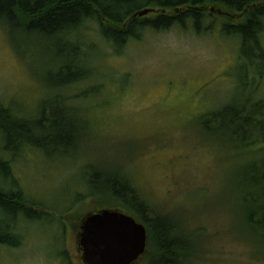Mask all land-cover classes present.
I'll list each match as a JSON object with an SVG mask.
<instances>
[{
	"label": "rangeland",
	"instance_id": "1",
	"mask_svg": "<svg viewBox=\"0 0 264 264\" xmlns=\"http://www.w3.org/2000/svg\"><path fill=\"white\" fill-rule=\"evenodd\" d=\"M211 8L218 10L206 22L211 31L199 35L191 24L147 30L121 53L98 35L97 26L83 35L95 76L65 92L81 108L76 112L84 139L77 155L28 147L5 156L13 185L39 205L33 216L40 219L21 220L16 233L22 245L0 247V264H81V221L108 207L98 192L103 186L92 185L102 170L122 174L156 213L176 222L177 235L191 238L194 254L185 264H264V238L248 222L261 194L256 182L263 171L253 167H262L264 139L256 134L247 147L231 137L230 126H202L206 115L224 107L251 111L257 101L264 103V73H258L264 66L250 65L239 38L221 33L220 23L237 24L244 15ZM260 44L264 49V33ZM37 47L0 23V104L26 119L48 105L55 130L56 122H67L69 103L56 102L50 54ZM100 88V95L79 97ZM146 252L139 264L146 263L148 247Z\"/></svg>",
	"mask_w": 264,
	"mask_h": 264
},
{
	"label": "trees",
	"instance_id": "2",
	"mask_svg": "<svg viewBox=\"0 0 264 264\" xmlns=\"http://www.w3.org/2000/svg\"><path fill=\"white\" fill-rule=\"evenodd\" d=\"M211 6L244 15L243 21L237 24L220 23L221 33L239 38L242 57L248 59L250 65L259 62L264 66V49L260 44L264 33V0H0V23L23 39L36 42L39 45L36 52H42V48L43 52H49L52 69L48 79L55 86L54 93L60 92L57 96L63 97H57L56 102L69 103L67 122H56L55 130L53 115L47 113L48 105L40 116L26 119L19 118L11 106L0 104V247H20L22 236L16 232L21 220L40 219L33 216L39 205L27 201L20 187L13 185L16 178L5 156L16 157L28 147L46 155L52 152L77 155L84 139V127L78 122L76 112L81 108L74 107L65 92L90 83L95 76V68L89 61L90 47H84L83 35L97 26L98 35L116 53H121L130 42L141 40L147 30L187 29L191 24L201 35L213 29L206 22L215 18L211 11L218 10ZM144 10L152 12L138 16ZM249 49L253 50L251 56ZM261 69L259 75L264 73V67ZM89 92H83L80 99L91 93V97L100 95L102 90ZM255 105L254 111L247 107L240 111L224 107L206 115L202 126L209 131L218 122L222 128L230 126L232 138L247 147L253 146L254 135L259 134L264 139V109H258L264 103L257 101ZM261 165V168L257 164L253 167L254 173L263 171V175L256 182L261 191L258 208L250 211L248 222L256 226L264 238V161ZM101 172L92 176V185L98 188L99 182L103 186L98 190L105 196L103 202H107L109 208L131 215L147 229L150 253L146 255L145 264H185L194 254L191 238L177 235L176 222L156 213L122 174Z\"/></svg>",
	"mask_w": 264,
	"mask_h": 264
},
{
	"label": "water",
	"instance_id": "3",
	"mask_svg": "<svg viewBox=\"0 0 264 264\" xmlns=\"http://www.w3.org/2000/svg\"><path fill=\"white\" fill-rule=\"evenodd\" d=\"M77 239L84 264H136L147 251L148 232L124 211L102 208L82 219Z\"/></svg>",
	"mask_w": 264,
	"mask_h": 264
},
{
	"label": "flooded vegetation",
	"instance_id": "4",
	"mask_svg": "<svg viewBox=\"0 0 264 264\" xmlns=\"http://www.w3.org/2000/svg\"><path fill=\"white\" fill-rule=\"evenodd\" d=\"M147 247H148V244H147ZM76 250H77V256H78L79 262H80L81 264H84V263H83V260H82L83 252H82V250H81V248H80V246H79V243H78V239H77V237H76ZM145 254H147V252H146ZM141 260H142V257L139 259V261H138L136 264L141 263ZM144 260H145V259H144ZM142 261H143V260H142Z\"/></svg>",
	"mask_w": 264,
	"mask_h": 264
}]
</instances>
